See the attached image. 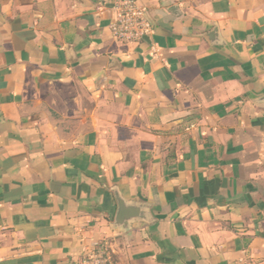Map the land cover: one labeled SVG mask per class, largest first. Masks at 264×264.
<instances>
[{"label":"crops","instance_id":"crops-1","mask_svg":"<svg viewBox=\"0 0 264 264\" xmlns=\"http://www.w3.org/2000/svg\"><path fill=\"white\" fill-rule=\"evenodd\" d=\"M137 1L0 0V264H264V0Z\"/></svg>","mask_w":264,"mask_h":264},{"label":"built area","instance_id":"built-area-1","mask_svg":"<svg viewBox=\"0 0 264 264\" xmlns=\"http://www.w3.org/2000/svg\"><path fill=\"white\" fill-rule=\"evenodd\" d=\"M113 21L110 25L112 37L120 42L142 43L153 33L147 10L137 0H114ZM112 250L107 241L94 244L86 264H111Z\"/></svg>","mask_w":264,"mask_h":264},{"label":"water","instance_id":"water-1","mask_svg":"<svg viewBox=\"0 0 264 264\" xmlns=\"http://www.w3.org/2000/svg\"><path fill=\"white\" fill-rule=\"evenodd\" d=\"M148 40V38H145ZM119 212L116 218L115 227L123 228L124 225H128L129 222L133 221L137 216L131 213V208L124 202V200L119 199Z\"/></svg>","mask_w":264,"mask_h":264}]
</instances>
